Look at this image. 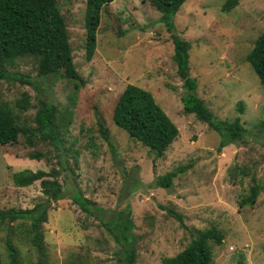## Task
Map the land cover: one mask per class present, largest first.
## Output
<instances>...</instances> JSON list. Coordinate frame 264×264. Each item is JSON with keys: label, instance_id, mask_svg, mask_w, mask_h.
Returning <instances> with one entry per match:
<instances>
[{"label": "rangeland", "instance_id": "1", "mask_svg": "<svg viewBox=\"0 0 264 264\" xmlns=\"http://www.w3.org/2000/svg\"><path fill=\"white\" fill-rule=\"evenodd\" d=\"M56 1L84 84L60 74L38 76L33 55L6 65L11 75L0 83V103L13 112L25 135L0 145V208L41 203L47 206V220L41 224V247L32 242L29 220L4 221L2 263L13 264L9 240L17 250L15 264H124L120 245L97 219L106 215L84 213L68 197L78 187L105 210L130 205L135 264H161L162 258L184 249L196 230L210 226L224 234L221 243L210 242L212 264H264V130L259 127L264 86L245 59L264 32V0H241L229 11L222 10L225 0H185L174 16L175 32L191 44L189 73L197 82V95L219 119L239 115L247 130L243 140L221 150L217 132L193 113L182 112L184 89L170 33L149 0H113L103 6L90 61L84 48L86 0ZM20 76L31 82H22ZM127 83L149 90L178 128L161 157L112 121L113 107ZM39 98L56 107L63 158L48 142H26L36 126ZM33 152L42 154L40 160L28 157ZM181 166L185 170L169 189L153 184L156 176ZM38 169L58 171L67 197L47 201L39 181L17 183V173ZM254 183L263 186L254 204L240 205ZM168 208L183 215L187 228Z\"/></svg>", "mask_w": 264, "mask_h": 264}, {"label": "trees", "instance_id": "2", "mask_svg": "<svg viewBox=\"0 0 264 264\" xmlns=\"http://www.w3.org/2000/svg\"><path fill=\"white\" fill-rule=\"evenodd\" d=\"M112 1L86 0L84 48L87 61L92 59L96 49V32L100 23L101 9ZM149 1L160 12L158 20L170 33L176 73L182 80L184 89V94L180 98L182 112L184 114L193 113L198 120L206 123L211 130L219 134L218 150L228 144L243 140L247 130L242 125L239 115L230 121L219 119L197 95V82L189 73L191 44L175 32L174 16L185 0ZM240 1L225 0L222 10L229 11ZM23 55L37 57L38 76L60 74L78 81L81 85L84 84L83 77L74 66L66 23L56 0H0V83L3 79L10 78L11 74L6 69V65ZM245 59L250 63L260 83L264 86V32L257 37ZM20 80L31 82L21 76ZM170 88L174 89L175 87L170 86ZM243 109V101H239V112H243ZM34 119L36 126L26 137V142L31 143L33 138L48 142L57 148L58 157L63 158L64 148L56 125L55 105L39 98V107ZM112 121L123 129L129 138L140 142L154 152L157 157L163 156L178 135V128L156 103L152 93L133 83H127L118 96L112 110ZM259 127L264 130V119L259 122ZM100 132L102 137L110 143L102 126H100ZM20 135H25V129L20 126L13 112L0 103V145L12 144L18 140ZM41 156L42 154L34 152L28 154L30 159L40 160ZM61 167L66 169L63 165ZM183 170H185V166L158 175L153 184L156 187L169 189L173 184V178ZM58 175L59 172L54 169L49 171L38 169L33 172H19L15 179L20 186H29L33 182L39 181L41 192L46 196L47 201H57L67 197L58 180ZM262 188L263 186L259 183L252 184L249 193L240 199L239 204L252 206ZM68 197L84 213L106 215V219L99 215L97 219L113 240L120 245L124 264H135V251L132 248V234L130 233L132 228L130 205H127L124 210H105L95 206L78 187H75ZM159 206L165 209L164 206ZM40 207L42 209L37 213ZM167 212L187 228L182 214L172 208H168ZM17 219L30 221L32 242L41 247V224L47 220V206L39 203L32 208H0V225L4 221L9 223ZM223 239L224 234L216 226L196 230L184 249L173 256L162 258L161 264H212L213 255L210 242L219 244ZM6 244L10 260L15 264L17 250L9 240L6 241ZM0 264H3L1 253ZM237 264H245V262L240 260Z\"/></svg>", "mask_w": 264, "mask_h": 264}]
</instances>
